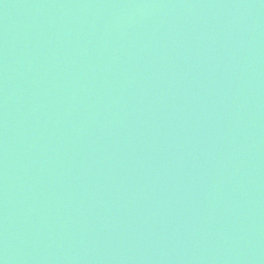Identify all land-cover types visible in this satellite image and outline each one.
<instances>
[{"label":"water","instance_id":"1","mask_svg":"<svg viewBox=\"0 0 264 264\" xmlns=\"http://www.w3.org/2000/svg\"><path fill=\"white\" fill-rule=\"evenodd\" d=\"M0 264H264V0H0Z\"/></svg>","mask_w":264,"mask_h":264}]
</instances>
